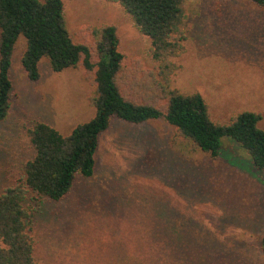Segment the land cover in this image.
Segmentation results:
<instances>
[{
  "label": "rangeland",
  "instance_id": "1",
  "mask_svg": "<svg viewBox=\"0 0 264 264\" xmlns=\"http://www.w3.org/2000/svg\"><path fill=\"white\" fill-rule=\"evenodd\" d=\"M62 1L75 43L93 41L90 29L115 25L125 61L140 60L158 74L151 42L120 4ZM181 10L177 31L187 39L185 52L173 59L171 88L200 93L218 124L254 112L264 130V8L251 0H183ZM25 50L21 37L11 110L0 122V192L34 156L31 126L44 122L68 136L96 115L84 70L53 72L43 59L41 78L32 81L21 63ZM176 132L164 120L133 124L113 117L99 139L94 177L77 178L63 201L46 204L36 216V258L126 264L136 256L149 260L148 248L162 245L171 260L170 247L178 245L180 259L193 264H264V171L232 139L225 138L212 158L177 141Z\"/></svg>",
  "mask_w": 264,
  "mask_h": 264
},
{
  "label": "trees",
  "instance_id": "2",
  "mask_svg": "<svg viewBox=\"0 0 264 264\" xmlns=\"http://www.w3.org/2000/svg\"><path fill=\"white\" fill-rule=\"evenodd\" d=\"M107 1L120 4L151 42L158 74L144 69L140 60L125 61L115 25L90 29L93 41L85 38L75 43L62 0H0V122L8 119L11 110V70L21 37L26 40L21 63L32 81L40 80L43 59L53 72L82 69L94 89L90 104L96 111L92 120L68 136L44 122L28 129L34 156L24 163L21 177L0 192V264H43L35 256L36 216L46 204L63 201L77 178L94 177L99 139L109 130L113 117L133 124L164 120L176 128L177 141L212 158L219 157L225 138L232 139L264 171L260 114L243 112L228 125H221L212 120L200 93L183 94L171 88L177 70L173 59L185 52L187 39L177 31L183 0ZM251 1L264 8V0ZM180 249L170 247L168 260L165 246L151 245L149 260L136 256L134 262L125 263L193 264L189 257L180 259ZM261 249L264 252V237Z\"/></svg>",
  "mask_w": 264,
  "mask_h": 264
}]
</instances>
